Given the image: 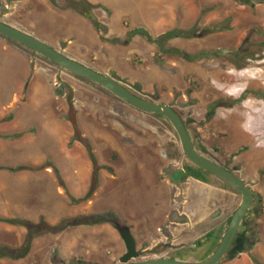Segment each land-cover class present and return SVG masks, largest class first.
<instances>
[{"label":"rangeland","instance_id":"1","mask_svg":"<svg viewBox=\"0 0 264 264\" xmlns=\"http://www.w3.org/2000/svg\"><path fill=\"white\" fill-rule=\"evenodd\" d=\"M88 1L106 35L122 41L101 40L69 0H0V18L192 119L212 156L239 168L236 173L263 198L258 232L251 228L254 242L219 264H264V98L256 91L264 88V0ZM135 27L153 37L174 28L184 35L161 51L143 35L126 42ZM10 41L15 58L0 52V165L44 167L0 169V215L64 228L42 231L26 257H3L0 264H121L126 246L117 247L124 241L110 219L130 226L140 259L200 260L213 253L219 245L213 237L197 251L187 245L221 228L242 195L186 157L167 118ZM246 87L254 91L241 103L207 117L214 96L237 99ZM21 131L27 132L1 136ZM194 171L204 180L188 177ZM90 190L87 200L72 202ZM98 217L101 222L85 223ZM26 234L24 226L0 222V245L18 247ZM97 239L102 244L95 255Z\"/></svg>","mask_w":264,"mask_h":264},{"label":"water","instance_id":"2","mask_svg":"<svg viewBox=\"0 0 264 264\" xmlns=\"http://www.w3.org/2000/svg\"><path fill=\"white\" fill-rule=\"evenodd\" d=\"M0 34L25 45L63 69L98 83L130 105L167 118L178 134L182 152L186 157L193 164L207 170L242 195L241 201L235 209L218 247L210 256L202 260L169 257L140 259L142 254L137 248V242L130 226L115 219L113 221L114 226L126 245V251L119 258L121 264H217L228 250L242 220L250 211L252 220L248 222L249 224H253L260 217L261 213L258 209L257 194L254 189L235 170L222 165L217 160L196 149L183 117L174 107L166 102L134 93L117 78L68 56L32 33L12 25L1 18Z\"/></svg>","mask_w":264,"mask_h":264},{"label":"trees","instance_id":"3","mask_svg":"<svg viewBox=\"0 0 264 264\" xmlns=\"http://www.w3.org/2000/svg\"><path fill=\"white\" fill-rule=\"evenodd\" d=\"M69 1L73 2L74 6L84 16L89 18L94 23V27H95L97 33L99 34L101 40L109 41L112 43H117L119 41H122L120 38H118L116 36L115 37H108L106 35V27L101 21L98 20V18L94 14V12H93L94 5L91 2H89L88 0H69ZM243 1L250 2L252 5H254V2H252V0H243ZM182 32H183L182 29H175L174 28V29L166 30L165 32L158 35L157 37H153L145 27H135L128 32V35L126 37L127 38L126 42H130L131 39L133 38V36L139 34V35L145 36L148 39V41H150V42L159 43V48H160L159 50H161V48L165 47V45H164L165 42H168L169 40H171L175 37L183 36L184 34ZM168 50L173 51L174 53L175 52L182 53V55L188 60H194L197 58V54L191 55L189 53L182 52L178 48H173L171 50H170V48H168ZM157 53L159 54V52H157ZM234 57L238 58L237 56H234ZM239 58H241V57H239ZM262 96H264V94H262ZM11 118L12 117H10L9 119H11ZM26 132L27 131H21V132L1 135V136H4L6 138H13V137L22 136ZM89 154H90V157H91L93 163L95 164L96 162H95L94 155L91 153V151H89ZM51 165L53 166L56 174H58L59 173L58 167L53 163H51ZM43 167H44V164H41L39 166H35V165L29 164V163L19 164V165L14 166V167H5V166L0 165V169L7 168L13 172H19L22 170H39V169H42ZM194 173L195 174H192V175H194L196 177H199V175H200L202 178L201 174L196 173L195 171H194ZM90 194H91V190L86 195H84L83 197H80V198L72 197L71 200L74 203H79V202L87 200L89 198ZM110 220L113 222L115 219L114 220L110 219ZM101 221H102V219H100V217H98L97 219H90V220L86 221L85 223L95 224V223H98ZM0 222H5V223L13 224V225H21V226H24L27 228V234L25 236L23 243L20 246L11 247L8 245H0V258L9 257L12 259H20V258L26 257L31 250L32 243H33L34 239L38 235H41L42 231L57 232V231H60L64 228L62 226L50 225L48 223H45L47 228L43 229L42 225L40 223H37L31 219L23 218V217H8V216H4V215H0Z\"/></svg>","mask_w":264,"mask_h":264},{"label":"flooded vegetation","instance_id":"4","mask_svg":"<svg viewBox=\"0 0 264 264\" xmlns=\"http://www.w3.org/2000/svg\"><path fill=\"white\" fill-rule=\"evenodd\" d=\"M257 90H258V92L261 95L264 94V88H258V89H256V91ZM251 91H254V88L253 87H246L244 89L243 93L237 99L236 98L234 99V98L228 97V95H225L223 93H220V94L216 95V97L214 96L213 101H212V103H213L214 106L212 105L211 107L207 108V110H206L207 117H209L210 115L211 116L214 115V113L216 112V110L218 108H220V107L228 106V107L232 108L236 104L241 103L243 101L244 95H247ZM262 98H264V96H262ZM184 121H185V124H186V126H187V128L189 130L190 135L192 136V139H193V142H194V145H195L196 149L199 150L200 152L208 155L209 157L215 159L214 156H212V153L210 152V150L208 149V147L205 145V143H206L205 140L202 139V137L199 135V133H197L196 130H194L193 127L191 126L193 124L192 119H189L188 121H187V119H184ZM217 148L218 147H215V150L216 151H219V149H217ZM221 164L224 165V166H226V167H228V168H230L226 164H223V162H221ZM230 169L235 170L236 172L239 171V168H230ZM192 174H195V173H192ZM192 174H190L188 177H192V178H194L196 180H202L203 181V179H202L203 176L201 178V176L199 175V177H200L199 178V177H196V176H194ZM236 192L239 193L238 191H236ZM256 194H257V199H258V209H259L260 213H262L261 211H262V205H263V198L260 196V194L258 192H256ZM234 211H233V213H234ZM233 213L229 216V218L226 221H224L222 223L221 228L216 229L215 233H213V232L211 234L208 233V234H210L209 236L201 237L200 239H198L197 241H195L191 245H187V246L190 249H192L193 251H197V247L200 248L201 245H202V243H204V241H207L208 240V237H213L216 240L217 245H218L220 243V241L222 240V237H223V235H224V233L226 231V228H227V226H228V224H229V222L231 220V217H232ZM251 220H252V217H251V211H250V213L242 220V222H241V224H240V226H239V228H238V230H237V232H236V234H235V236H234V238H233V240H232V242H231L228 250L226 251V253L222 257V259L217 264L222 263L223 261H225V259L229 258L230 256L233 257V255H235L236 253H238L240 251H243V249L248 244H250V243L252 244L254 242L253 240H255V238L252 239L253 236H251V233H252L251 228H254L255 229L257 227L258 223H257V220H256L253 224H249L248 222L251 221ZM255 231H256V229H255ZM256 232H258V231H256ZM166 233H167V235H169L171 237V234L168 231H166ZM166 246H169L170 247L171 246V243L170 242L166 243ZM181 247H186V246L185 245H182ZM248 247L249 246H247V248ZM177 253H179V252H177ZM211 253L212 252L206 253L204 256H202L203 258H201L200 260L207 258L208 256L211 255ZM163 256L169 257V258L186 259V257L184 258V257L177 256V255H171V256L170 255H163ZM163 256L160 255L159 257H163Z\"/></svg>","mask_w":264,"mask_h":264},{"label":"crops","instance_id":"5","mask_svg":"<svg viewBox=\"0 0 264 264\" xmlns=\"http://www.w3.org/2000/svg\"><path fill=\"white\" fill-rule=\"evenodd\" d=\"M7 21V20H6ZM9 23V22H8ZM18 27V26H17ZM0 36H3V35H0ZM5 49V50H4ZM15 49H16V45H15V43H13L12 41H10V39L8 40V38L7 37H0V52H5V51H7V50H9V51H11L14 55H13V57L15 58ZM9 63V62H8ZM25 65H27V64H25ZM24 65V66H25ZM10 66H12V63H11V65ZM27 71H28V69H27ZM26 70H24V73L25 72H27ZM95 226H100L99 224L98 225H95ZM124 241V240H123ZM122 241H120V242H118V245H117V247L119 248H121V246H123V244H125L124 242H122ZM101 244H102V241H101V239H97L94 243H93V249L95 250V255H98L99 253H100V247H101Z\"/></svg>","mask_w":264,"mask_h":264},{"label":"bare ground","instance_id":"6","mask_svg":"<svg viewBox=\"0 0 264 264\" xmlns=\"http://www.w3.org/2000/svg\"><path fill=\"white\" fill-rule=\"evenodd\" d=\"M264 124V123H263Z\"/></svg>","mask_w":264,"mask_h":264}]
</instances>
